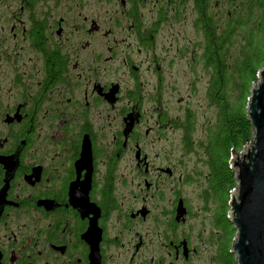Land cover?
I'll return each instance as SVG.
<instances>
[{
	"label": "flooded vegetation",
	"instance_id": "1",
	"mask_svg": "<svg viewBox=\"0 0 264 264\" xmlns=\"http://www.w3.org/2000/svg\"><path fill=\"white\" fill-rule=\"evenodd\" d=\"M221 1L0 0L11 3L0 13V66L13 58L18 67L0 74L9 86L0 103V264H194L203 253L220 264L224 197L205 153L207 171L172 144L150 154L145 140L187 124L168 115L164 85L177 81L166 80L164 57L218 47ZM12 95L22 102L10 104ZM204 139L185 147L204 151ZM128 178L137 192L119 193Z\"/></svg>",
	"mask_w": 264,
	"mask_h": 264
},
{
	"label": "trees",
	"instance_id": "2",
	"mask_svg": "<svg viewBox=\"0 0 264 264\" xmlns=\"http://www.w3.org/2000/svg\"><path fill=\"white\" fill-rule=\"evenodd\" d=\"M219 6L221 0H214ZM227 18L222 37L216 40L215 48L203 58L207 65L215 66L210 71L209 100L217 109L215 124L209 129L205 143L206 163L212 175L211 184L224 197L225 244L220 246V264H237L231 253L232 242L237 231L228 218L231 194L237 189L236 172L232 168L233 152H242L253 141V127L248 118V106L252 90L260 82V72L264 70V0H226ZM224 4V0H223ZM226 4V3H225ZM212 31L216 33V23L212 20ZM239 35L241 50L231 62L223 59L228 44ZM225 42L223 50L221 45ZM213 43V42H212ZM184 130L185 144L190 143L193 121L188 117Z\"/></svg>",
	"mask_w": 264,
	"mask_h": 264
},
{
	"label": "rangeland",
	"instance_id": "3",
	"mask_svg": "<svg viewBox=\"0 0 264 264\" xmlns=\"http://www.w3.org/2000/svg\"><path fill=\"white\" fill-rule=\"evenodd\" d=\"M11 5V3H5L4 5L0 4V13H3L7 11L8 7ZM191 22V20H190ZM186 36H189V32L185 34ZM184 35V36H185ZM182 41V40H181ZM241 41L240 36L237 34L233 38L232 44H228L225 54L222 56L223 59H225V62L228 63L229 61L227 60L226 55L228 54L231 56L239 54L241 50V46L239 42ZM192 51L186 50V52H180L179 54H175L170 57H164L165 60V75L167 77L166 80H168L169 76H172L176 81H177V86L176 87H167L166 83L164 85V100H165V105L168 110V115L170 117H182V120L180 122H184L185 117H189L193 121V134L191 135V141L190 143H187L186 145L188 146L189 144H192V140L195 142L200 140V138H205L204 142H207L208 136H209V129L215 124L216 117H217V109L214 105L211 104L209 100V82H210V74L208 72L203 73V70L201 69L200 65H196V63L203 61L204 56H194L192 55ZM235 56L230 58V61L232 62L234 60ZM23 64H25L24 61H18V65L21 67ZM5 68L14 71L16 74V66L15 60L11 58L10 62L5 64V67L0 66V74L3 72ZM20 71L22 69L19 68ZM126 73V72H125ZM127 74V73H126ZM7 74H5L6 76ZM206 75V78L204 77ZM122 77V82H126L129 80V75L125 74H117V77ZM8 80V79H7ZM131 87V82L129 85H125L124 88H130ZM118 87H115L114 92L117 91ZM8 90L9 86L4 84V79L3 75H0V103L4 102L5 104H8L9 102L4 101V96H8ZM14 98V101L10 102V104H15L18 103L19 101L22 102V100L18 97V95H12ZM18 101V102H17ZM150 119V125L154 126V123H156V120H153L148 116ZM121 121V116H117V120L115 121L116 125V132L119 135L121 132L119 128V122ZM101 127L104 125V121L101 120ZM174 127L175 125L173 122H170ZM185 126L184 124H182ZM182 125L180 127H175L176 132H172L171 130L166 131L163 130L160 135H154L153 133L145 140L147 144V150L152 154L154 151L156 153H162V151L165 154H169V147H167L169 144H172L178 148L177 155L178 157L181 156L182 153L186 154V159L199 164V167L202 168L203 170L207 171V168L204 164L205 160V150L203 151V147L197 145L193 150H188L185 147V134L184 130L182 129ZM206 129V130H205ZM205 130V132H204ZM114 132H111L109 135V139L112 140ZM159 136L162 137L161 140H159ZM155 146V149H152V147ZM160 150L161 152H158ZM234 155L232 156V162H233ZM133 160V156L130 157L128 156L123 162L119 164L120 169L123 170L127 168L129 162ZM119 193H126L130 194L133 190L134 193L137 192L138 187L137 185L132 186L130 178H128L127 183L123 184L121 183L118 185ZM192 190V188H190ZM231 202V200H230ZM213 208L215 209V206L212 205ZM230 206V203H229ZM228 218L230 217V211L228 213ZM209 216V223L211 220L212 214H206ZM211 226V225H210ZM209 232V231H208ZM214 232V231H213ZM215 234V233H213ZM220 234L219 232L216 233L215 236H212V244L217 243V238L218 235ZM225 235V234H224ZM231 246L233 248V244L235 243V239L233 240ZM211 242V241H210ZM214 248V247H213ZM201 256V255H200ZM202 259L195 262L194 264H211L208 260V254L203 253L202 254ZM214 264H218L217 259L215 260Z\"/></svg>",
	"mask_w": 264,
	"mask_h": 264
},
{
	"label": "water",
	"instance_id": "4",
	"mask_svg": "<svg viewBox=\"0 0 264 264\" xmlns=\"http://www.w3.org/2000/svg\"><path fill=\"white\" fill-rule=\"evenodd\" d=\"M248 118L253 141L242 152H233L238 185L231 194L229 219L237 237L231 253L237 264H264V70L252 90Z\"/></svg>",
	"mask_w": 264,
	"mask_h": 264
}]
</instances>
